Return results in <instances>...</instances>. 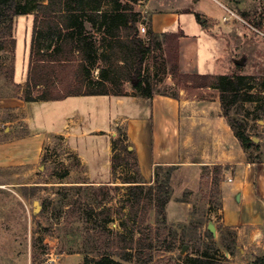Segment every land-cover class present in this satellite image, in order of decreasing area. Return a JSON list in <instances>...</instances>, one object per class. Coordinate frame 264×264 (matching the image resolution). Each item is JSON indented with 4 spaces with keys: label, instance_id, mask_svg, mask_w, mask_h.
I'll list each match as a JSON object with an SVG mask.
<instances>
[{
    "label": "rangeland",
    "instance_id": "rangeland-1",
    "mask_svg": "<svg viewBox=\"0 0 264 264\" xmlns=\"http://www.w3.org/2000/svg\"><path fill=\"white\" fill-rule=\"evenodd\" d=\"M180 2L151 0V7H173ZM199 2L202 13L224 14L223 19L203 21L210 37H223L218 53L223 71L264 78V0ZM144 6L140 2L135 9L142 14ZM33 21V13L17 17L15 49H0V96H22L26 91ZM187 21L189 32H196L195 20ZM141 22L147 30V14H142ZM178 37L179 33H167L162 51H155L147 62L151 72L161 76L157 93L178 96L181 89L191 94L195 89L183 81L178 83L182 73ZM208 57L204 55V59ZM126 90L132 92L129 84ZM116 101L111 96L69 97L30 103L20 114L0 112V264H84L86 258L96 256L95 235L104 227L134 241L141 228L152 233L159 264H183L188 257L205 251L213 264H255L263 258L264 224L258 230L248 226L236 229L222 221V185L232 175L228 166L152 168L146 185L162 182L171 189L166 226L159 223L152 206L146 209L145 204L130 202L133 184L126 181L137 174L134 160L123 147L131 143L125 123L113 131V116L142 110L133 100L126 99L121 106ZM255 107L247 103L244 110ZM69 119L80 123L78 129L86 127L89 136L81 137V131L76 132L77 139L60 136ZM248 122L253 137L264 136L263 120L257 124L250 116ZM97 129L102 133H93ZM126 264L140 262L132 256Z\"/></svg>",
    "mask_w": 264,
    "mask_h": 264
},
{
    "label": "trees",
    "instance_id": "trees-1",
    "mask_svg": "<svg viewBox=\"0 0 264 264\" xmlns=\"http://www.w3.org/2000/svg\"><path fill=\"white\" fill-rule=\"evenodd\" d=\"M146 1L46 0L45 3L0 0V49H15L16 18L34 14L26 91L22 99L26 103H35L79 96L125 97L128 96V84L134 94L143 98L151 99L154 94L176 98L177 95L156 92V83L161 76L157 71L152 73L147 66L150 55L162 51L166 34H156L148 24L146 39L140 36L142 14L135 6ZM195 17L205 26L200 14H195ZM237 67L242 68V65ZM95 69L98 70L97 76L94 75ZM10 73L13 77L14 71ZM182 81L195 89L214 88L219 92L222 116L245 151L247 160L261 162L264 136L253 137L248 120L253 116L257 124L264 121V78L240 73H181L178 83ZM247 103L256 104L255 109L245 111ZM129 147L123 149L127 157L134 160L133 168L137 174L126 181L133 184L130 202L134 200L137 206L145 204L146 209L152 206L159 223L166 226V206L171 198V189L162 182L156 186L146 185L136 153ZM146 214L145 211L144 217ZM141 224H144V219ZM95 239L96 256L86 258L84 264H126L132 256L140 264L160 263L155 261L153 235L146 229H140L137 241L123 233H112L105 227L97 231ZM183 264H213V261L205 251L200 256L188 257ZM255 264H264V257Z\"/></svg>",
    "mask_w": 264,
    "mask_h": 264
},
{
    "label": "crops",
    "instance_id": "crops-1",
    "mask_svg": "<svg viewBox=\"0 0 264 264\" xmlns=\"http://www.w3.org/2000/svg\"><path fill=\"white\" fill-rule=\"evenodd\" d=\"M180 3L173 7L152 8L151 0H148L144 2L142 14L148 15V24L156 34L179 33L178 67L182 74L228 75L223 71L222 55L218 57L223 37H210L206 27L195 18L197 13L206 17L202 21H216L223 19L224 14L215 16L200 12L199 0H181ZM187 18L195 20L196 32H189ZM205 54L209 57L204 59ZM168 75L171 77L172 73ZM211 90L216 92L214 96ZM192 91L191 94L181 89L176 98L154 94L147 99L133 95V90L128 96L115 97L119 106L126 99L133 100L142 112H123L113 116V131L119 124H126L127 138L131 143L129 148L136 153L143 181L150 182L155 166L230 167L232 182L222 185V221L230 228L248 226L258 230L264 224V151L261 162H249L222 116L219 92L214 88ZM29 104L21 95L0 96V112L11 110L20 114ZM25 120L29 118L25 117ZM69 120L60 136L77 139L78 131L82 132L81 137L89 136L86 127L78 129L80 123ZM93 133L99 135L102 131L97 129Z\"/></svg>",
    "mask_w": 264,
    "mask_h": 264
},
{
    "label": "built area",
    "instance_id": "built-area-1",
    "mask_svg": "<svg viewBox=\"0 0 264 264\" xmlns=\"http://www.w3.org/2000/svg\"><path fill=\"white\" fill-rule=\"evenodd\" d=\"M139 34H140L141 37H143L144 39H146V37H147V30H146V28H145L144 25H141L139 27ZM228 181L229 182H232V179L229 178Z\"/></svg>",
    "mask_w": 264,
    "mask_h": 264
},
{
    "label": "water",
    "instance_id": "water-1",
    "mask_svg": "<svg viewBox=\"0 0 264 264\" xmlns=\"http://www.w3.org/2000/svg\"><path fill=\"white\" fill-rule=\"evenodd\" d=\"M129 150H132V148H129ZM209 229L213 232L214 231V228L212 226V224L209 225Z\"/></svg>",
    "mask_w": 264,
    "mask_h": 264
}]
</instances>
